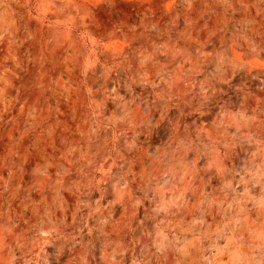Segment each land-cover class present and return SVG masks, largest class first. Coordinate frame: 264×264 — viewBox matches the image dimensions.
<instances>
[{
    "label": "rangeland",
    "instance_id": "rangeland-1",
    "mask_svg": "<svg viewBox=\"0 0 264 264\" xmlns=\"http://www.w3.org/2000/svg\"><path fill=\"white\" fill-rule=\"evenodd\" d=\"M14 1L0 264H264V0Z\"/></svg>",
    "mask_w": 264,
    "mask_h": 264
},
{
    "label": "bare ground",
    "instance_id": "bare-ground-1",
    "mask_svg": "<svg viewBox=\"0 0 264 264\" xmlns=\"http://www.w3.org/2000/svg\"><path fill=\"white\" fill-rule=\"evenodd\" d=\"M19 1L20 0H16L17 3ZM16 2L14 1L13 5L16 4ZM18 39H19V36H18L17 32L14 31V27L9 23L4 22L3 25L0 26V55L7 54L8 51L10 50L8 48V44L12 43V44L16 45V42ZM58 74L56 75V77L57 78H58V76L61 77ZM63 89L65 90V87Z\"/></svg>",
    "mask_w": 264,
    "mask_h": 264
}]
</instances>
